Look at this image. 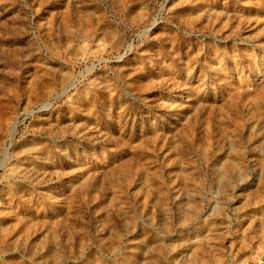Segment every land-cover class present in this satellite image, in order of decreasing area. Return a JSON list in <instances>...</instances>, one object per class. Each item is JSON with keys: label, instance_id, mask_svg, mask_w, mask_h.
<instances>
[{"label": "rangeland", "instance_id": "obj_1", "mask_svg": "<svg viewBox=\"0 0 264 264\" xmlns=\"http://www.w3.org/2000/svg\"><path fill=\"white\" fill-rule=\"evenodd\" d=\"M0 264H264V0H0Z\"/></svg>", "mask_w": 264, "mask_h": 264}, {"label": "bare ground", "instance_id": "obj_2", "mask_svg": "<svg viewBox=\"0 0 264 264\" xmlns=\"http://www.w3.org/2000/svg\"><path fill=\"white\" fill-rule=\"evenodd\" d=\"M4 159V158H3ZM2 160V159H1ZM4 163V162H3Z\"/></svg>", "mask_w": 264, "mask_h": 264}]
</instances>
